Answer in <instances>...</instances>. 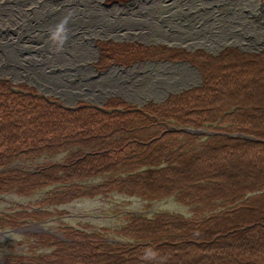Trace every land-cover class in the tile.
Masks as SVG:
<instances>
[{"label": "trees", "instance_id": "1", "mask_svg": "<svg viewBox=\"0 0 264 264\" xmlns=\"http://www.w3.org/2000/svg\"><path fill=\"white\" fill-rule=\"evenodd\" d=\"M97 46L99 71L172 53L112 40ZM180 53L174 57L192 60ZM193 55L202 84L141 111L122 108L130 105L117 98L102 109L82 102L67 108L34 87L0 79V168L68 152L65 162L34 172L0 169V192L63 182L71 185L55 200L119 190L150 200L173 197L193 208L191 217L132 215L122 231L132 243L71 232L82 238L29 264H264V48ZM173 124L214 132L200 142L195 134L170 131ZM106 173L89 192L77 184Z\"/></svg>", "mask_w": 264, "mask_h": 264}, {"label": "rangeland", "instance_id": "2", "mask_svg": "<svg viewBox=\"0 0 264 264\" xmlns=\"http://www.w3.org/2000/svg\"><path fill=\"white\" fill-rule=\"evenodd\" d=\"M109 40L166 46L172 53L169 58L113 64L99 71L97 43ZM227 48L248 53L264 48L261 0H131L124 5L110 0H0V79L34 87L67 108L82 102L102 109L109 98L126 102L130 106L121 107L128 110L161 104L170 95L202 84L195 52L217 56ZM183 51L190 53L191 61L174 57H183ZM168 128L195 134L200 142L214 132L208 126ZM67 155L57 151L0 169L34 172L65 162ZM110 175H95L77 184L89 192ZM70 185L56 182L29 193L0 192V264H29L49 257L64 243L82 238L71 232L99 236L109 243H132L122 233L132 215L192 216L193 208L173 197L150 200L119 190L55 200Z\"/></svg>", "mask_w": 264, "mask_h": 264}]
</instances>
